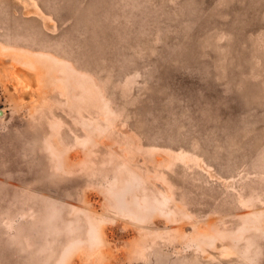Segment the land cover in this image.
I'll use <instances>...</instances> for the list:
<instances>
[{
    "label": "rangeland",
    "instance_id": "obj_1",
    "mask_svg": "<svg viewBox=\"0 0 264 264\" xmlns=\"http://www.w3.org/2000/svg\"><path fill=\"white\" fill-rule=\"evenodd\" d=\"M0 110V264H264V0H0Z\"/></svg>",
    "mask_w": 264,
    "mask_h": 264
},
{
    "label": "bare ground",
    "instance_id": "obj_2",
    "mask_svg": "<svg viewBox=\"0 0 264 264\" xmlns=\"http://www.w3.org/2000/svg\"><path fill=\"white\" fill-rule=\"evenodd\" d=\"M19 75H21V76H23V78L24 79H26L27 77V74L26 73H24V72H21V71H19ZM0 112H1V110H0ZM3 112V111H2Z\"/></svg>",
    "mask_w": 264,
    "mask_h": 264
}]
</instances>
